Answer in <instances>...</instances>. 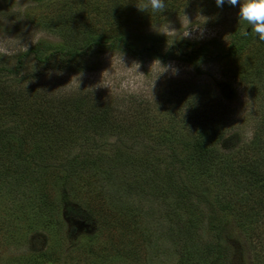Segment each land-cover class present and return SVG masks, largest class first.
I'll use <instances>...</instances> for the list:
<instances>
[{
    "label": "rangeland",
    "instance_id": "rangeland-1",
    "mask_svg": "<svg viewBox=\"0 0 264 264\" xmlns=\"http://www.w3.org/2000/svg\"><path fill=\"white\" fill-rule=\"evenodd\" d=\"M118 1L0 0V131H9L0 149V264H207L198 249L199 244L204 247L199 232L201 241L228 246L221 264H264L262 212L243 213L247 223L261 215L252 236L233 206L230 212L217 211L213 235L210 216L201 213L205 205L194 213L185 211L172 199L165 179H145L142 172L151 175L148 169L140 166L134 176L129 172L121 184L99 174L93 178L95 190H86L90 187L82 186L85 182L77 175L58 177L57 155L62 153L40 148L53 139L45 124H39L42 110L48 111L43 99L59 102L78 92L109 106L117 122L130 130L121 146L132 158L143 151L138 144L134 150L129 145L141 138L149 122L165 127L173 117L175 123L187 121L183 136L195 133L199 122L217 125L225 138L221 149L232 153V142L249 140L264 117L263 77L254 73L244 82V76L234 74L256 69L262 56L258 46L248 45L239 59L227 55L233 35L251 31L236 8H218L214 0H163L162 12H153L148 0H123L124 6ZM89 23L101 34L126 31L130 38L126 44L111 38L103 47H89L84 38ZM154 39L160 53L135 54ZM42 41L88 52L69 60L54 47H42L37 56L51 58L39 61L35 48ZM178 44L195 49L196 62L175 54L172 47ZM169 50L173 57L163 55ZM106 135L101 139L118 142L117 136ZM20 140L33 142L39 151L31 144L21 147ZM84 173L90 178L94 171ZM26 174L36 180L19 176ZM174 178L184 180L176 173ZM182 183L192 189L189 181ZM66 196L73 212L54 206ZM238 199L233 196L231 202ZM263 207L258 200L250 209L260 212ZM200 216L202 230L188 227L190 217Z\"/></svg>",
    "mask_w": 264,
    "mask_h": 264
},
{
    "label": "trees",
    "instance_id": "trees-1",
    "mask_svg": "<svg viewBox=\"0 0 264 264\" xmlns=\"http://www.w3.org/2000/svg\"><path fill=\"white\" fill-rule=\"evenodd\" d=\"M142 1L146 3L147 0ZM122 2L123 0L118 1L119 6H124ZM86 30L84 38L85 43H88L89 47H103L112 39L126 44L130 38L126 31L118 34H101L94 28L91 29L90 23L86 27ZM247 32L249 34L246 37L233 35L227 55L239 59L244 54L243 52L248 45L252 44L255 49L258 46L257 50L262 56L256 69L249 71L250 73L246 75H242L239 71L235 70L234 74L238 78L240 75L244 76L243 81L247 82L249 80L247 76L256 73V76L263 77L264 81V51L262 53L261 49V47L264 48V43H261L262 41H259L256 38V34L252 31ZM142 38L149 39L148 35H143ZM235 38H240V42L237 43ZM154 42L155 39L151 43L153 45H148L146 42L143 43L142 47L135 54L141 57L145 51L153 50L158 52L156 46L154 47ZM37 46L35 48L36 56L40 48L44 47L48 49L54 47L59 52H63V55H68L69 60L74 58L73 56L79 57L88 52L77 46L62 49L61 46H56L45 41L39 42ZM188 47L185 44H178L174 45L172 49L175 50V54L183 56L186 60L194 63L196 62L195 58H198V54L195 52V49H189ZM163 55L166 57L174 56L170 50ZM36 58L39 61H45L50 60L51 56L44 58L37 56ZM1 92L5 95V92ZM258 92L260 91L258 90ZM76 95L65 97L59 102L51 100L50 97L45 99L40 97L43 99V103L47 105L48 111L42 110V123L39 122V124H45V132H50L53 138L51 140H44L40 148L46 149L48 147L52 152L57 151L58 154H63V156L57 155L58 160H61L59 162L60 168L64 169V173L60 168L56 170V173L57 171L59 173L58 177L63 176V180H67L68 175H77L80 180L83 179L85 182L82 186L90 187L86 190H95L93 178L99 177V174H103L107 178V181L114 178L121 184L125 181V177L128 176L129 172L134 176V170L136 173H139L141 168L148 169L151 175L142 172L143 175L148 176L145 179H165L168 185L167 189L174 193L172 199L185 211L194 213L193 210L200 211L203 204L205 205V213H201L203 216L206 214L210 216V233L213 234L214 220L218 214L217 211L224 212L227 208L230 212L233 206L242 218L240 223L242 228L246 229L247 224V230L249 232L251 229L250 234L253 236V231L256 230L253 226H258V218L261 215L256 219L252 217L249 223H247L244 220L243 213L248 209L249 211L247 212L250 215H258L262 212L264 216V207L260 212H254V210L250 209L251 204L258 200H261L264 206V117L257 121L256 129L249 140L241 142L242 140L236 139L237 143L232 142L234 144L230 149L232 153H226V149H221V144L225 138L222 137L223 129L217 125L212 124L208 126L203 122H199L194 128L195 133L183 136L182 128L186 129L185 126L187 125L185 123H188L187 121L175 123L173 122V117L172 121H168L169 125L165 127H162V122L154 124L149 122L144 127L145 129H143L140 135L141 138L129 145V149L134 150V146L138 144V147H141L143 151L141 156L136 157L133 155L134 158H132L121 146V144L126 146L127 143L121 140L125 136H129L128 132L130 130H124V127L117 122V117L109 106H100V101L82 93L78 92ZM178 102H180L179 99L176 103ZM47 112L49 117H44L47 115ZM47 121L48 123H46ZM106 132L109 133L106 136H117L118 142L113 143L107 139H101L105 136ZM134 132L138 135L136 131ZM8 133L7 129L0 131V149L5 144V137ZM18 144L21 147L25 146V144L27 146L31 144L35 150L34 152L39 151L38 145L33 142L20 140ZM16 149L18 153H21L23 150L21 148ZM86 171H94V173L88 178L84 173ZM174 173L179 177L183 176L185 182L189 181L192 189L182 183L184 180L181 179V182L175 180ZM19 176L23 177L26 181L28 180V182L36 180L35 175L32 177H29L28 174ZM133 183H129L128 185L137 186ZM203 185L206 188L198 190ZM45 196H47L46 191L40 193L42 204L45 202ZM233 196L239 199L234 200L232 203ZM67 201H70V198L66 196L63 202L56 201L54 206L55 208H60L61 206L63 210L66 207L67 211L73 212V208L65 203ZM202 218L204 217H190L189 221H187L188 227L191 226L193 229L197 226L202 230V224L201 227L197 225L198 221H201ZM59 223L62 225V220ZM187 229L189 228L186 227ZM190 235L193 237L194 233L186 232L185 234V236ZM198 235V242L203 243L204 246L201 247L199 244L198 249L199 252H204L202 256L205 258V262L207 264H216V262L221 264L222 259H225L228 255V246L223 241L214 243L201 241L203 233L199 232ZM189 258H186V260H189Z\"/></svg>",
    "mask_w": 264,
    "mask_h": 264
},
{
    "label": "clouds",
    "instance_id": "clouds-1",
    "mask_svg": "<svg viewBox=\"0 0 264 264\" xmlns=\"http://www.w3.org/2000/svg\"><path fill=\"white\" fill-rule=\"evenodd\" d=\"M216 6L225 5L237 9L238 19L246 22L251 27V31L256 34L259 41H264V0H214ZM148 6L153 12H162L164 9L163 0H148ZM145 11L144 8H138ZM247 31H242V36H247Z\"/></svg>",
    "mask_w": 264,
    "mask_h": 264
}]
</instances>
